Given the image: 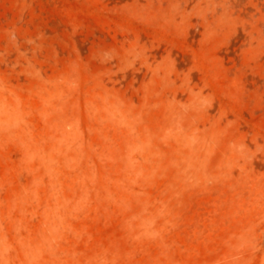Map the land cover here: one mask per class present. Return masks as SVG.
<instances>
[{
	"label": "rangeland",
	"instance_id": "1",
	"mask_svg": "<svg viewBox=\"0 0 264 264\" xmlns=\"http://www.w3.org/2000/svg\"><path fill=\"white\" fill-rule=\"evenodd\" d=\"M0 264H264V0H0Z\"/></svg>",
	"mask_w": 264,
	"mask_h": 264
}]
</instances>
